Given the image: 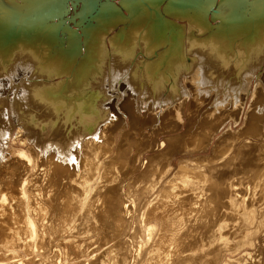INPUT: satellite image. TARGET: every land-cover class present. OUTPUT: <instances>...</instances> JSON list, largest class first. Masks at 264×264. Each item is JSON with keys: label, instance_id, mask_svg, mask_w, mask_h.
Masks as SVG:
<instances>
[{"label": "bare ground", "instance_id": "bare-ground-1", "mask_svg": "<svg viewBox=\"0 0 264 264\" xmlns=\"http://www.w3.org/2000/svg\"><path fill=\"white\" fill-rule=\"evenodd\" d=\"M108 1L94 16L99 26L90 30L80 59L52 53L40 35L8 46L0 42V99L13 88L0 100V264H245L246 246H254L252 238L264 228V131L247 125L232 144L222 139L204 157L221 117L204 121L205 133L203 125L189 127L202 111L186 113L190 99L210 92L205 86L222 85V70L232 59L244 85L229 112L239 113L264 60V29L253 19L246 26L240 22L245 0H229L231 7L220 0L217 11L210 10L215 0H197L200 6L194 0ZM233 13L242 26L237 20L231 25ZM210 16L221 26L197 41ZM170 19L190 27L181 33L177 52L168 54L171 38L160 41L166 30L160 33L153 23L174 27ZM197 25L205 30L197 29L193 38ZM113 28L119 31L108 36ZM226 28L235 32L224 36ZM99 37H109L108 44H99ZM163 94L167 105L178 103L162 118L156 103ZM116 97L125 100L119 108ZM184 121L187 129L175 135ZM141 135L149 140L137 139ZM159 136L167 148L138 163V153ZM240 250L242 257L233 259ZM226 252L231 258L221 260Z\"/></svg>", "mask_w": 264, "mask_h": 264}, {"label": "rangeland", "instance_id": "rangeland-1", "mask_svg": "<svg viewBox=\"0 0 264 264\" xmlns=\"http://www.w3.org/2000/svg\"><path fill=\"white\" fill-rule=\"evenodd\" d=\"M39 1V2H38ZM53 1H55V0H13V2H9V0H0V6H1V8H0V10L1 11H3L2 12V15L0 14V21L2 22H0V42H2V44H6L5 46H8V44H10L11 43V41H21V39H22V41L23 40H32L33 38L35 39V38H38L39 37V35H40V37L42 38V39H44V41L46 42V43H48L50 46H53V47H51V52L52 53H56V54H60L61 56H64L66 59H72L73 57H78L79 59L86 53V47H85V43H86V41H89L90 42V40L91 39H89V37H90V32H92V33H94L93 31H90V30H92L93 28H95V29H97L98 28V24H95V21H96V18H94V16L95 17H97V15L98 14H100V13H102V11L104 12V10L102 9V6L104 5V4H108L110 1H108V0H91L92 1V8L93 9H91L90 11H89V13L90 12H92V11H94V10H96V12H92L93 14L92 15H89L88 16V13L86 12L85 13V17L84 18H81V15H80V13H82V11L80 10L81 9V3H79V2H75L74 4H73V9H71L70 10V12H69V14H68V17L69 18H71V19H69V22H68V19H64V20H61V21H58V20H56V21H54V22H52V23H50V24H46V23H42L43 22V20L45 19V16H46V14L47 13H49V12H51V10L53 9ZM118 1L119 0H113V1H111L112 3H116L117 5H119L118 4ZM122 2L124 1H126V4H127V1L128 0H121ZM132 1V0H131ZM137 0H135V2H136ZM176 1V3L177 2H179V0H174V2ZM185 1H187V0H180V2L182 3V2H184L185 3ZM200 1V0H199ZM199 1H197V0H194V2L193 3H195V2H197V3H195L194 5H198V3H199V6L200 5H202V2L203 3H206V4H208L209 2H210V0H201L202 2H201V4H200V2ZM247 1V3L249 4V3H251L252 4V6H251V4H247V5H245L243 8V10L242 11H244V13H243V15H246V16H243V18L241 17V19H240V22L244 25V26H246V25H248L249 23H250V21L253 19V20H255V21H258L257 23L261 26V28L262 29H264V21H262V20H264V0H245V2ZM4 2H5V4H4ZM137 2H139V3H141L142 1H137ZM173 2V1H172ZM179 2V3H180ZM219 2H220V0H215L214 2H213V5H214V7H213V5L212 6H210L211 7V9L210 10H215V11H217L218 10V4H219ZM229 2V0H227V3ZM231 2V1H230ZM229 2V6L231 5V3ZM244 2V3H245ZM14 3H16V5L14 4ZM144 2H142V4H143ZM170 3V2H169ZM180 3V4H181ZM187 3V2H186ZM13 4V5H12ZM18 4V5H17ZM146 4V3H145ZM178 4V3H177ZM256 5V7H255V5ZM258 4H262V6H257ZM5 5V6H4ZM8 5V6H7ZM9 5H11V6H9ZM109 5H111V3H109ZM228 5V4H227ZM244 5V4H243ZM2 6H4V7H2ZM17 6V7H16ZM5 7H7V9L5 8ZM231 7V6H230ZM251 8V9H249V8ZM253 7H255V8H253ZM260 7L262 8L261 10H260ZM19 8V9H18ZM98 8H99V10L101 11H99L98 10ZM77 9V10H76ZM246 9L248 10L247 12H246ZM249 10H250V12H249ZM263 10V11H262ZM99 11V12H98ZM4 12H5V15H6V17L4 16ZM11 13V14H10ZM251 13H252V15H251ZM14 14V15H13ZM31 14H33V17L32 16H29V15H31ZM7 15L9 16V17H7ZM10 15H12L13 17H11ZM229 15H230V13H229ZM231 15H234L232 18H234V17H236L233 21H231V19H230V21L229 22H233V23H231V25H233V24H235L236 23V20H237V23H236V25L238 24L239 25V19H238V16H236V15H238V13H233V14H231ZM3 16V17H2ZM231 17H229V18H231ZM7 18V19H6ZM91 18H93V19H91ZM9 19V20H8ZM216 19V18H215ZM172 22H174V27H172V26H170V25H168V24H166V22H164V24H163V22H161V21H158V24L159 25H157L156 23L157 22H155V23H153L154 25V29L155 30H159L160 31V33H161V29H162V31L163 30H166V34L165 35H163V33H161V37L159 38V40L160 41H163V40H166V38L168 37V35H169V37L171 38V48L169 49V53L168 54H170V53H173V52H177V47H178V41H179V38L180 37H182V35H181V33H183V32H185V33H187L188 31H189V28L188 27H190V25H189V23L188 22H186V21H184V20H174V19H170ZM208 26L206 27V30H205V28L204 27H202V25H197V27L196 28H194L193 30H195L194 31V34H193V38H195L196 37V35H197V41L198 40H201V39H206V36L209 34L208 32H207V29H209V31H210V33L212 32V31H215L219 26H221L220 24H221V20H218V19H216V21L214 20V19H211V16L208 18ZM214 20V21H213ZM234 21H235V23H234ZM260 21V22H259ZM262 21V22H261ZM161 22V23H160ZM75 23V24H74ZM207 23V22H206ZM210 23V24H209ZM240 23V25L242 26V24ZM61 24V25H60ZM78 24V25H77ZM160 24H163V25H160ZM251 24V23H250ZM62 25H64V26H62ZM95 27H94V26ZM97 25V26H96ZM157 25V26H156ZM210 25V26H209ZM62 26V27H61ZM66 26V27H65ZM170 26V27H169ZM240 26V27H241ZM42 27V28H41ZM64 27H65V29H64ZM157 27V28H156ZM160 27V28H159ZM161 27H163V28H161ZM208 27H210V28H208ZM230 27H234V26H230ZM56 28V29H55ZM169 28V29H168ZM171 28V29H170ZM176 28V29H175ZM202 28V30L204 29L205 30V32H203V35H201V34H196L195 35V33H196V30L197 29H201ZM48 29V30H47ZM66 31H64V30ZM241 29V28H240ZM243 29V28H242ZM246 29V32H245V38L247 39V38H249V36L251 35V31H252V26H248V27H246L245 28ZM50 30V31H49ZM113 31H112V33H109L108 34V36L109 35H111V36H113V35H115L119 30H115L114 31V28L112 29ZM169 30V31H168ZM173 30V31H172ZM181 30H183V31H181ZM231 29H229V28H226V30H222V34L224 35V36H229L232 32H235V30H231ZM42 31H44V32H42ZM187 31V32H186ZM225 31H226V33H225ZM239 31V30H238ZM241 31H243V30H241ZM245 31V30H244ZM49 32H50V34H49ZM71 32V33H70ZM89 32V33H88ZM116 32V33H115ZM174 32V33H173ZM176 32V33H175ZM178 32V33H177ZM34 34H35V36H34ZM55 34V35H54ZM59 34H60V36H59ZM63 34V35H62ZM73 34V35H72ZM47 35H50L49 37L47 36ZM69 35H71V37L72 38H70V36ZM181 35V36H180ZM261 35V34H260ZM34 36V37H33ZM67 36V37H66ZM69 36V37H68ZM110 36V37H111ZM167 36V37H166ZM57 37V38H56ZM61 37V38H60ZM64 37V38H63ZM175 37V38H174ZM251 37V36H250ZM21 38V39H20ZM52 40H51V39ZM60 38V39H59ZM64 39V42H63V39ZM70 38V39H69ZM106 37H99L98 38V43L100 44H104L103 42H107V44H108V38L109 37H107L106 39H105ZM58 39V40H57ZM62 39V40H61ZM73 39V40H72ZM103 39H104V41H103ZM176 39V40H175ZM250 39V38H249ZM55 40V41H54ZM61 40V41H60ZM173 40V41H172ZM67 41V42H66ZM68 41H70V42H68ZM74 41V42H73ZM196 41V40H195ZM55 42H56V44H57V46H56V44H55ZM58 42V43H57ZM60 42V43H59ZM63 42V43H62ZM76 43V44H75ZM53 44V45H52ZM264 44V43H263ZM64 45V46H63ZM104 45H106V43L104 44ZM61 46H63V47H61ZM55 47V48H54ZM108 47H109V45H108ZM243 46H240V49L242 48ZM9 48V47H8ZM59 49V50H57V49ZM259 49H261V48H263L262 47V45L260 44V47H258ZM11 49V48H10ZM11 50H13V49H11ZM163 50V49H162ZM54 51V52H53ZM160 51H161V49H160ZM263 51H264V49H263ZM64 53V54H63ZM244 53V52H243ZM243 53H242V56L240 55V58H243ZM68 57V58H67ZM237 57V56H236ZM236 60H238V58L236 59ZM234 63H235V61H233V59H232V62H231V64L226 68V69H224V70H222V72H224L223 74H222V77H223V81L221 82L222 83V85L221 84H218L217 85V87H215L213 90L211 89V87H208V86H205L203 89L204 90H206L207 92H209V90H210V92L209 93H204L202 96H206V99H205V96L203 97V98H201V99H198V100H194V99H190L191 101H192V103L190 102V100L188 101V109L189 110H187V113H186V115L187 114H189L188 113V111H190V112H192L193 110H195V109H199V110H201L202 111V114H199V115H195V116H193V122H191V125L189 124V127H192V128H196V130H197V128H199V127H201L202 125L204 126L203 127V131L205 132V133H207V129H208V127L209 126H206L205 124H204V121H206V123H208L209 122V120L210 119H213V118H216L217 119V117H221L220 119H219V121L221 120L223 123L220 125V128H218L217 130H215L214 132H212L211 134H213V137H212V139H213V141L210 143V145H209V148H208V150L206 151V153H204V154H202L204 157H210L211 155H212V152L214 151V146L216 145V143L217 142H219L220 143V141L223 139L224 141L225 140H227L230 144H232L233 142V137H235V135L236 134H238V136H242V134L241 133H244L245 132V130H247L248 129V126L249 125H251V124H256L257 125V128L259 129V131L261 130L262 132L264 131V129L262 130L261 129V124L263 123L264 124V119H263V113H264V60H263V62H262V65L258 68V70H257V72H256V74H255V76H254V80H252L251 81V84L249 85V87H250V89H249V93H246L245 94V100L244 101H242V106H241V108H240V110H239V113H235V114H238V115H240V118H239V121L238 122H235V120H236V116H235V114L233 113V112H231V111H233V107L231 106V104L232 103H234V101H235V95H240V96H242V93H243V90H242V86L244 85H242V83H241V80H240V78L238 77L239 76V74H237L235 71H237V69H239V68H237V69H234V68H232V66L234 67ZM237 76V77H236ZM67 78V77H66ZM260 78V80L261 81H258V79ZM62 79H64V78H62ZM59 80H61V79H59ZM257 82H259L260 84L259 85H257L258 83ZM124 84L123 82H119L117 85H120V84ZM257 83V84H256ZM220 85V86H219ZM261 85V86H260ZM124 86H125V84H124ZM219 87H221V88H219ZM124 88H126V92L127 91H130L127 87H124ZM255 88V89H254ZM4 89H6V88H4ZM13 88H10L9 90H8V92L7 93H5L4 95H3V97H2V99H0L1 100V102L3 103L5 100H4V97H6L7 95H11V92H13V90H12ZM194 90V89H193ZM189 91H191L190 92V94H192V95H195V90H194V92L191 90V89H189ZM200 91V90H199ZM215 92V93H214ZM0 93H2V92H0ZM110 93H112V94H110ZM115 93V91H109V96L110 95H112V97H114L116 94H114ZM211 93V94H210ZM254 93L256 94L255 96V98H254ZM260 93V95H258ZM114 95V96H113ZM214 95V96H213ZM258 95V96H257ZM1 96V95H0ZM104 96V95H103ZM212 96V97H211ZM253 96V97H252ZM208 97V98H207ZM210 97V98H209ZM254 98V99H253ZM113 99H115V98H113ZM116 102H115V100H114V102H115V104H116V107L117 108H119V103L120 102H125V100H123L122 98L121 99H119V98H117L116 97ZM166 97L164 96V94L161 96V98H159V102H157L156 103V106H157V110L158 111H160L159 112V115L160 116H162L163 115V113L164 112H168V109L169 108H171V106L173 105V103L175 104L177 101H173L172 103H169L168 105H167V103H168V101H166ZM194 100V101H193ZM199 100H201V102H199ZM219 101L218 103H216V109H218V110H216V109H214V107H215V104L213 105V103L215 102V101ZM203 101V102H202ZM206 101V102H205ZM193 102H195V103H193ZM225 104H224V103ZM244 102V103H243ZM178 103V102H177ZM200 103V104H199ZM203 103V104H202ZM209 103V104H208ZM158 104V105H157ZM192 104V105H191ZM194 104V105H193ZM211 104V105H210ZM223 104V105H222ZM261 104V105H260ZM199 105V106H198ZM202 105V106H201ZM260 105V106H259ZM155 106V107H156ZM198 106V107H197ZM205 106V107H204ZM238 106H239V104H238ZM0 107L2 108V105L0 104ZM191 107V108H190ZM193 107V108H192ZM197 107V108H196ZM203 107H204V109H203ZM224 107V108H223ZM258 107V109H256ZM7 108V109H6ZM221 108V109H220ZM229 108V109H228ZM231 108V109H230ZM243 108V109H242ZM260 108V109H259ZM6 109V110H5ZM166 109V110H165ZM209 109V110H208ZM212 109H214L213 111H210V110H212ZM3 110H5L4 112V114H6V116L9 114V112H10V105H7V106H5L4 108H3ZM156 110V111H157ZM206 110H207V112H206ZM221 111V113H223V114H221L220 113V111ZM229 110H231L230 112H229ZM259 110H262V113L261 112H259ZM163 111V112H162ZM205 113H204V112ZM218 111V112H217ZM124 113H125V111H123ZM216 112V113H215ZM244 112V113H243ZM118 113L119 114H121V116H122V118L125 120V121H128V117H127V115H126V113L124 114V113H122V112H120V111H118ZM162 115H161V114ZM231 115H230V114ZM210 114V115H209ZM215 114H217V116H215ZM214 115V116H213ZM219 115V116H218ZM250 117V116H261V118L260 119H257V117H255V118H248V116ZM211 116H213V118L211 117ZM243 116V117H242ZM208 117V118H207ZM222 117H224V118H222ZM233 117V118H232ZM162 118H163V116H162ZM223 119V120H222ZM246 119H247V121H246ZM253 119V120H252ZM196 120V121H195ZM202 120V121H201ZM251 120V121H250ZM12 121V120H11ZM208 121V122H207ZM213 121H215L214 119L212 120V121H210L208 124H211V122H213ZM229 121V122H228ZM244 121V122H243ZM216 122V121H215ZM245 122H247L246 124H245ZM200 123V124H199ZM201 123H203V124H201ZM235 123V124H234ZM238 123V124H237ZM186 122L184 121V124H183V127H181L180 128V130L177 132V133H175V135H178V134H180L181 132H185L184 130H186L187 129V125L188 124H186ZM234 124V125H233ZM246 125V126H245ZM248 125V126H247ZM196 126H198V127H196ZM206 126V127H205ZM264 126V125H263ZM15 128H14V130L15 131H13V133H12V139L13 138H15V136H16V133H17V131L18 130H16L18 127L15 125L14 126ZM17 127V128H16ZM155 126H150V127H146V130H144V133H146L145 134V136H148V134H150V132H152V130H153V128H154ZM212 128H215V125L212 127ZM243 128H244V130H243ZM148 129H150V130H148ZM240 129V130H239ZM230 130V131H229ZM120 131V130H119ZM118 131V134L117 135H119V132ZM202 130H200V132L199 133H202L203 132ZM212 131V130H211ZM243 131V132H242ZM51 133L52 132H50V135H51ZM13 135H15V136H13ZM62 137H64L63 135H61ZM215 136V137H214ZM237 137V136H236ZM227 138V139H226ZM137 139H139V140H142V139H144L145 141H148L149 139H148V137L147 138H144V136L143 135H141V136H137ZM119 139H117V141H118ZM138 140V141H139ZM244 140V137L243 138H240L239 140H238V143L241 141H243ZM197 139H196V141H195V143H197ZM224 141H222V142H224ZM18 142V143H17ZM142 142V141H141ZM258 142H260V141H258ZM261 142H263V140L261 141ZM161 144H163V146L161 147L160 145ZM167 145H168V143L165 141V139H163L162 137H157L156 139H155V144L153 145V146H149V148L147 149V150H144V151H142V152H139L138 154H139V156H138V159H136V161L138 160V163H141V164H143V163H145V162H147L152 156H153V153H154V151L157 149V148H161V149H166L167 148ZM13 146V148L15 149V152H17L18 151V149L20 148V146H21V142H19L18 140H16V142H15V144L14 145H12ZM220 146H222V144L220 145ZM234 148V146L233 145H231V149L230 150H228V152L227 153H229V152H231L232 151V149ZM17 150V151H16ZM30 151H28V153H29ZM30 154V153H29ZM179 159V158H178ZM260 163V162H259ZM174 165H177V160H176V162L174 163ZM240 175H242V174H239V175H237V176H240ZM262 232V233H261ZM257 235H255L256 237H254V239L252 238V240H253V243H252V245H254V246H252V247H247L246 246V249H245V251L246 252H249V255L247 256V257H245V258H243V263H245V264H256L255 262H256V260H258V262L259 263H262V264H264V228L262 229V230H259L257 233H256ZM237 240V239H236ZM257 244V245H256ZM234 245V244H233ZM235 246V245H234ZM234 248V247H233ZM249 248V249H248ZM244 250V249H243ZM259 251V252H258ZM237 252V251H236ZM242 252L243 251H238L237 253H234L233 255H232V258L233 259H238V257H240L241 255H242ZM230 254V253H229ZM228 254V252H226V253H223L222 255H220V259L221 260H226V259H228L229 257L231 258V254L229 255ZM242 257V256H241ZM248 258V259H247ZM254 260H253V259ZM255 258H256V260H255ZM248 260V261H247ZM257 262V263H258ZM203 263V262H202ZM258 263V264H259Z\"/></svg>", "mask_w": 264, "mask_h": 264}, {"label": "water", "instance_id": "water-1", "mask_svg": "<svg viewBox=\"0 0 264 264\" xmlns=\"http://www.w3.org/2000/svg\"><path fill=\"white\" fill-rule=\"evenodd\" d=\"M53 9L51 10V12L47 13L45 16V19L43 20L42 23H46V24H50L56 20L61 21V20H66L68 19L69 22V18L68 14L70 12L71 9H73V4L75 2H79L81 3V11L82 13H80L81 18L85 17V13H88L89 15H92V12H96V10L92 11L89 13V11L91 9H93L92 6V1L91 0H55L53 1ZM33 17V14L29 15Z\"/></svg>", "mask_w": 264, "mask_h": 264}]
</instances>
